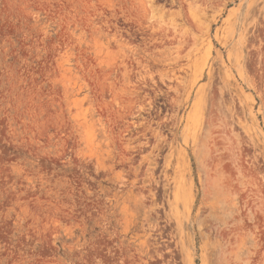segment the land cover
Here are the masks:
<instances>
[{"label": "rangeland", "instance_id": "1", "mask_svg": "<svg viewBox=\"0 0 264 264\" xmlns=\"http://www.w3.org/2000/svg\"><path fill=\"white\" fill-rule=\"evenodd\" d=\"M0 264H264V0H0Z\"/></svg>", "mask_w": 264, "mask_h": 264}]
</instances>
